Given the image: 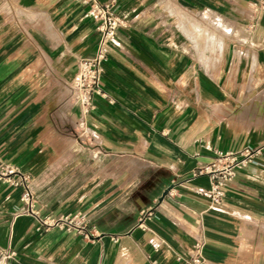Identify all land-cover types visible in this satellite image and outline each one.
I'll use <instances>...</instances> for the list:
<instances>
[{
  "label": "crops",
  "instance_id": "0c3cea01",
  "mask_svg": "<svg viewBox=\"0 0 264 264\" xmlns=\"http://www.w3.org/2000/svg\"><path fill=\"white\" fill-rule=\"evenodd\" d=\"M100 1L126 26L103 64L107 96L83 112L68 86L96 50L90 2L0 0V157L29 173L38 212L0 181V264H264V152L218 206L196 174L264 143L258 0ZM75 214L91 237L38 230Z\"/></svg>",
  "mask_w": 264,
  "mask_h": 264
},
{
  "label": "built area",
  "instance_id": "2783aa9c",
  "mask_svg": "<svg viewBox=\"0 0 264 264\" xmlns=\"http://www.w3.org/2000/svg\"><path fill=\"white\" fill-rule=\"evenodd\" d=\"M90 2L89 13L97 22L99 36L96 50L92 56L82 57L77 62L76 73L69 83L70 96L83 112H88L93 106V98L106 97L107 93L103 84V64L108 60L111 43L117 36L118 29L126 26V21L114 9V3L101 2L100 0H84ZM256 10H264V0L253 3ZM83 131L86 132L84 129ZM264 143L258 145H246L238 151L219 152L209 163L200 167L196 174H208L211 184L207 188H201L198 193L207 197L212 206L222 203L227 187L234 180L237 171L243 167L255 163L263 154ZM0 181L12 187H22V201L26 209L38 216L34 209V196L30 188L29 173L11 165H4L0 157ZM153 214L152 209L145 210L139 218V225L144 226L145 220ZM38 230H47L54 226H64L68 230H76L85 237L93 234L83 225L82 216L75 214L71 217L39 219ZM199 248V247H198ZM11 254L6 253V256ZM191 264H207L199 255L194 257Z\"/></svg>",
  "mask_w": 264,
  "mask_h": 264
}]
</instances>
